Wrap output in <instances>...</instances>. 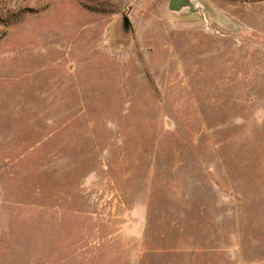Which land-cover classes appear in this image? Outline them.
<instances>
[{
	"label": "rangeland",
	"instance_id": "1",
	"mask_svg": "<svg viewBox=\"0 0 264 264\" xmlns=\"http://www.w3.org/2000/svg\"><path fill=\"white\" fill-rule=\"evenodd\" d=\"M169 1L0 0V264H264V0Z\"/></svg>",
	"mask_w": 264,
	"mask_h": 264
},
{
	"label": "water",
	"instance_id": "2",
	"mask_svg": "<svg viewBox=\"0 0 264 264\" xmlns=\"http://www.w3.org/2000/svg\"><path fill=\"white\" fill-rule=\"evenodd\" d=\"M168 13L171 15H200L204 14V8L198 0H170ZM119 31L122 40H127L132 35V26L127 16H122Z\"/></svg>",
	"mask_w": 264,
	"mask_h": 264
}]
</instances>
